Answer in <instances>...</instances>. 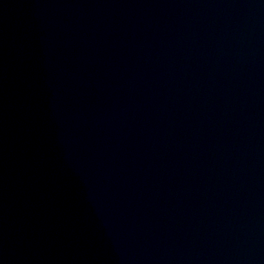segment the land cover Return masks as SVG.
Here are the masks:
<instances>
[{"label": "water", "instance_id": "obj_1", "mask_svg": "<svg viewBox=\"0 0 264 264\" xmlns=\"http://www.w3.org/2000/svg\"><path fill=\"white\" fill-rule=\"evenodd\" d=\"M0 264H264V0H0Z\"/></svg>", "mask_w": 264, "mask_h": 264}]
</instances>
